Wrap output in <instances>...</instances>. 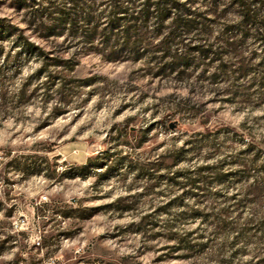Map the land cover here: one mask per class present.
<instances>
[{
  "label": "rangeland",
  "instance_id": "374dc122",
  "mask_svg": "<svg viewBox=\"0 0 264 264\" xmlns=\"http://www.w3.org/2000/svg\"><path fill=\"white\" fill-rule=\"evenodd\" d=\"M264 0H0V264H264Z\"/></svg>",
  "mask_w": 264,
  "mask_h": 264
},
{
  "label": "trees",
  "instance_id": "16d2710c",
  "mask_svg": "<svg viewBox=\"0 0 264 264\" xmlns=\"http://www.w3.org/2000/svg\"><path fill=\"white\" fill-rule=\"evenodd\" d=\"M262 41H264V38H262Z\"/></svg>",
  "mask_w": 264,
  "mask_h": 264
}]
</instances>
